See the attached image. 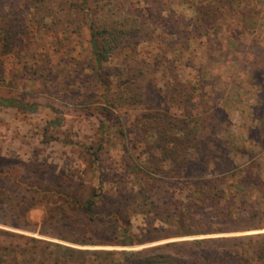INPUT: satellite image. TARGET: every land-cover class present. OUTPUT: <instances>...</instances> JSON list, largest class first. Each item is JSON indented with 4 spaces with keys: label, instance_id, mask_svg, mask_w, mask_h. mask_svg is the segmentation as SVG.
<instances>
[{
    "label": "trees",
    "instance_id": "obj_1",
    "mask_svg": "<svg viewBox=\"0 0 264 264\" xmlns=\"http://www.w3.org/2000/svg\"><path fill=\"white\" fill-rule=\"evenodd\" d=\"M44 1H26L29 22H13V4L7 14L2 11L5 10L3 5L0 6V18L8 21L0 26V89L8 88L12 92L18 90V79L27 75L28 82L45 86L49 82L56 84L59 80H71V73L60 75L56 72V65H63L62 62L54 61L47 50L41 52L35 41H32L31 46L26 44L31 64L28 60L20 59L23 48L19 46L27 37L25 34L39 32L44 18H50V23L43 25L49 30L59 23L58 19L52 20L51 15L36 16L40 8L39 3ZM69 2L68 11L78 13L85 22L84 27L89 29L96 88L106 87V91L101 95L88 97L90 104H97L103 114L109 113L111 117L117 110L136 109L150 102L151 95L147 91V85L152 86V83H148L150 80L144 79L143 76L149 72V63L152 62L142 59L143 66L138 70L139 63L121 65V74L118 75L116 84L107 82L103 76L106 64L113 62L126 48H130L131 58L136 59L138 46L142 43L155 46L153 57L157 58L156 63H163L164 58L187 51L196 36H208L213 33L227 12L232 14L229 7L226 8L227 12L221 13L219 7L213 6L211 2L203 4L199 1L197 4V1H194L189 3V9L194 15L186 24L185 16H176L182 12L173 11L174 15L169 21L164 19L161 6L166 5L169 0H94L93 7H88L89 0ZM62 5L66 8L64 3ZM48 8L47 10H52V5ZM129 10H134L137 14H132ZM165 26H168V29ZM54 41L55 45L50 47H54L51 49L53 56H56L60 54V42L64 40L58 37ZM60 58L67 60L64 54L60 55ZM16 63L20 66H15ZM169 72L171 79L166 86L171 99L184 109H193L196 103L204 106L202 103H205L204 108H208L209 113L195 116L192 110H187L183 115L189 118V121H183L180 127L169 123V127L160 126V130L156 131L155 125H152V130L146 138L151 139V145L156 147V150H153V153L146 152L143 161H140V156L136 158L126 155L122 158L120 162L125 173L111 181L116 186L112 195L104 192L106 172H102L98 177L100 187L80 206V211L91 220L106 210L105 213L112 219L109 231L117 237L125 238L128 241L125 243L127 246L134 244L132 237L117 221L122 219L129 224L128 218L133 215H152L168 228L171 226L170 234L160 238L168 239L248 231L250 229L233 224L248 222L264 214V211L257 209L247 197L248 194L254 193L259 199H264V163L256 159L259 152L255 149L261 147L262 150L261 143L246 141L239 146L223 140L218 143L219 135L214 131V128L217 129L214 126L216 117L209 108L211 105L207 106L209 102H206L211 101L213 95L200 87L203 78L197 77L195 83H186L180 80L179 74H173L170 67ZM123 76L125 81L120 82ZM136 78L140 79L139 83ZM69 85L72 86L73 83L70 82ZM0 104L4 107L13 106L24 113L36 112L39 108L36 103L24 102V99L18 98L1 99ZM258 120L260 126H263L264 117ZM119 124L125 126L123 123ZM122 136L130 137L129 131H123ZM99 140L104 143L101 138ZM235 152L244 154L247 161L236 163L232 157ZM254 152L255 156L250 154ZM95 160L98 162L100 156ZM27 167L28 173L22 175L19 180H28L34 187L33 193H52L54 196L63 194L61 187L53 183L59 176L34 164ZM130 177L132 181H128ZM20 187L17 179H14L13 184V161L5 156L0 157V227L36 231L13 223V196L19 195ZM67 198L73 199L68 194ZM108 200L112 202L110 206L106 204ZM34 206L25 205L24 214L27 215ZM39 233L67 240L43 230ZM0 236L12 239L5 244L0 243V264H264V234L167 243L141 251L78 250L1 228ZM71 242H80L82 245H116L94 241L91 243L86 240ZM230 243L232 245H229ZM176 255H183L184 260H178L174 257Z\"/></svg>",
    "mask_w": 264,
    "mask_h": 264
},
{
    "label": "rangeland",
    "instance_id": "obj_2",
    "mask_svg": "<svg viewBox=\"0 0 264 264\" xmlns=\"http://www.w3.org/2000/svg\"><path fill=\"white\" fill-rule=\"evenodd\" d=\"M26 1L0 0V6L3 5L5 10L2 11L7 14L9 7L13 4V22H29ZM69 1L45 0L39 3L40 8L36 16L51 15V19H58L59 23L49 30L43 25L49 24L50 18H44L40 31L25 34L27 37L23 43L20 42L19 47L23 48L20 59L28 60L31 64L30 57L27 56L29 48L26 44L29 43L31 46L32 41H35L41 52L47 50L54 61L62 62L63 65H56L55 70L60 75L71 73V80L69 82L59 80L56 84L49 82L45 86L28 82L27 75L18 79V90L12 92L8 88L0 89V103L1 99L18 98L24 99V102L30 101L39 105L36 112L24 113L13 106L4 107L0 104V127L6 129L2 130V136L5 137L9 129V134L12 133L13 128L17 126L14 120L24 123V126L28 128L27 135L35 136V141H32L34 148L29 151L31 155L26 154V156L29 155L28 157L13 155L10 149L3 151L1 148L0 157L5 156L13 161V184L14 179L21 184L19 195L13 196V223L16 222L18 225L36 231L24 228H0L45 242L92 251H141L167 243L264 234L263 214L254 220L233 224L250 229L248 231L160 239L170 234L171 226L168 228L165 223L152 215H133L128 218L129 224L122 219L117 221V224L127 229L132 237L134 244L127 246L125 243L128 241L125 238L117 237L109 231L112 219L105 213L106 210L94 216L92 220L80 211V206L89 195L100 187L98 177L102 172H106L104 192L112 195L116 191V186L111 181L125 173L120 162L122 158L133 155L136 158L140 156V161H143L146 152L153 153V150H156V147L151 145V139L146 138L152 130V125H155L156 131L160 130V126L169 127V123L180 127L183 121H189V118L183 115L187 110H192L195 116L209 113L208 108H204L205 103H202L203 106L197 101L199 104L196 103L195 108L184 109L171 99L166 86L171 79L169 67L173 74H179L180 80L186 83H195L197 77L203 78V82L200 81V87L206 93L213 95L212 100L206 102H209L207 106L211 105L209 108L213 110L216 117L214 126L217 129L214 128V131L218 133L220 139L217 142L223 140L236 146L245 144L246 141L261 143L263 151L261 147L255 148L259 152L256 159L264 163V125L260 126L258 120L264 117V0H169L166 5L161 6L166 21L174 15L173 11L182 12L176 16H185L186 24L194 15L189 9V3L194 1H197V4L199 1L203 4L211 2L213 6L219 7L221 13L227 12L226 8L229 7L232 14L227 12L220 26L213 33L211 32L208 36H196L187 51L184 50L181 54L176 53L174 57L168 56L163 59V63L160 61L156 63L157 58L153 57L156 51L155 46L142 43L138 46L136 59L131 58V50L126 48L111 62L112 65L106 64L103 68V76L107 82L116 84L117 77L121 74V65L139 63L138 70L143 66L142 59L152 62V64L149 63L151 70L149 69V72L143 76L144 79L150 80L148 83H152V86L147 85V91L151 95L150 102L136 109L117 110L113 112L112 117L108 115L109 113L103 114L97 104H90L88 97L101 95L106 91V87L96 88L89 29L84 27L85 22L78 13L68 11ZM89 1L88 7H93L94 0ZM62 3L66 5V8ZM49 5H52V10H47ZM129 12L137 14L134 10ZM16 15L25 16L26 19ZM103 17L106 18V16ZM5 23H8L7 19L0 18V26ZM165 28L168 29V26ZM58 37L64 41L60 42V54L53 56L51 48L54 47L50 45H55L54 39ZM62 54L68 61L60 58ZM15 66L20 65L16 63ZM164 68L167 70H163ZM6 70H9V66ZM123 81L125 76L120 80V82ZM136 81L139 83L140 79L136 78ZM70 82L73 83L72 86L69 85ZM197 94L199 95L198 91ZM103 122L106 124L104 125ZM119 123L125 126L122 127ZM30 125L33 127L31 128ZM145 128H147L146 131H144ZM123 131L125 133L129 131L130 137H123ZM38 132L41 135V148L37 145ZM100 138L104 143L100 142ZM152 140L155 141V139ZM2 141L9 142L2 137L0 138L1 146ZM250 154L256 155L255 152ZM97 156H100L98 162L95 160ZM232 157L236 163L247 161L244 154L235 152ZM29 164L37 165L44 171L59 176L60 178L53 183L61 187L63 194L54 196L52 193L40 195L33 193L34 187L28 180H19L22 175L28 173L27 165ZM262 173L264 174V171ZM128 181H132V177ZM97 191L100 193L99 190ZM67 194L73 199L69 200ZM247 197L257 209L264 211V199H259L254 193L248 194ZM111 203L110 200L106 201L107 206ZM32 204L35 205L33 209L27 215L24 214L25 205ZM40 230L59 235L67 240L41 235ZM11 240L0 236L1 244ZM71 240L115 243L116 245H82L80 242L73 243ZM174 257L180 261L184 260L183 255Z\"/></svg>",
    "mask_w": 264,
    "mask_h": 264
},
{
    "label": "crops",
    "instance_id": "obj_3",
    "mask_svg": "<svg viewBox=\"0 0 264 264\" xmlns=\"http://www.w3.org/2000/svg\"><path fill=\"white\" fill-rule=\"evenodd\" d=\"M15 108V107H13ZM18 109V108H16ZM17 124V126L15 128H13L12 133L6 134V136H2L3 134L1 133L2 130H6L3 127H0V138H6L9 142L7 141H2V146H1V142H0V148L5 151L6 149H10L11 152H13L14 154H17V156H21V157H28L29 155H31L29 153L30 150H32V148H34V144H32V141H35V136L29 134L28 133V128H26L24 126V123H20L18 120H14ZM30 127L32 128L33 125H30ZM10 128V127H9ZM37 145L38 148H41V135L38 132L37 133ZM51 145L53 146V143H51ZM26 154H29L26 156ZM29 159V158H28Z\"/></svg>",
    "mask_w": 264,
    "mask_h": 264
}]
</instances>
